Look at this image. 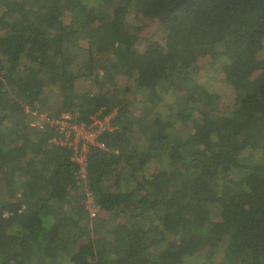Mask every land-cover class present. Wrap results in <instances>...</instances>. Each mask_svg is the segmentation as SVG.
Listing matches in <instances>:
<instances>
[{
    "label": "trees",
    "instance_id": "16d2710c",
    "mask_svg": "<svg viewBox=\"0 0 264 264\" xmlns=\"http://www.w3.org/2000/svg\"><path fill=\"white\" fill-rule=\"evenodd\" d=\"M193 261L264 264V0H0V264Z\"/></svg>",
    "mask_w": 264,
    "mask_h": 264
},
{
    "label": "built area",
    "instance_id": "2783aa9c",
    "mask_svg": "<svg viewBox=\"0 0 264 264\" xmlns=\"http://www.w3.org/2000/svg\"><path fill=\"white\" fill-rule=\"evenodd\" d=\"M35 116V114H33ZM38 122H44L47 125L57 126L61 139L58 144L72 149V161L78 166L77 179L86 185V159L92 148L107 150L104 143L99 141V137L104 132H113L115 127L111 125V116L105 118L91 117V123H71V117L68 114H62L59 119H50L43 114L36 116ZM87 192V187L85 186ZM85 207L90 219H94L98 213V206L92 199L91 193H86Z\"/></svg>",
    "mask_w": 264,
    "mask_h": 264
},
{
    "label": "rangeland",
    "instance_id": "374dc122",
    "mask_svg": "<svg viewBox=\"0 0 264 264\" xmlns=\"http://www.w3.org/2000/svg\"><path fill=\"white\" fill-rule=\"evenodd\" d=\"M138 37L140 39L141 44H140V46L139 45L137 46V51L141 54H144L145 51L149 52V51L154 50L155 48H158V46L162 45L164 42L163 35L158 32L157 25L154 23H151V22H147L142 26V28L138 31ZM148 52H145V53H148ZM212 65H213V63L210 66L209 65L207 66L208 70H210L211 72H210V74H208L206 76H212V78L214 80L213 83H216L220 87H222L223 81H222L221 75H219V74L217 75L216 73L213 72V70L211 68ZM199 67H203V65H201ZM200 73L205 75L207 72L204 71V69H202L200 71ZM214 92L216 95L220 94L222 96V93L220 91L216 90ZM224 98H227L228 99L227 101H229L231 99V95H230V97H228L226 95ZM191 264H201V263L193 261Z\"/></svg>",
    "mask_w": 264,
    "mask_h": 264
}]
</instances>
